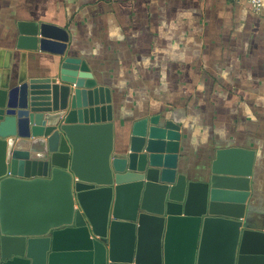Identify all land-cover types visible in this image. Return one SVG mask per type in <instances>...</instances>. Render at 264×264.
Here are the masks:
<instances>
[{"label":"water","instance_id":"1","mask_svg":"<svg viewBox=\"0 0 264 264\" xmlns=\"http://www.w3.org/2000/svg\"><path fill=\"white\" fill-rule=\"evenodd\" d=\"M147 125L115 152L107 87L30 78L25 129L0 138V264H264V218L242 219L253 151L189 180Z\"/></svg>","mask_w":264,"mask_h":264},{"label":"crops","instance_id":"2","mask_svg":"<svg viewBox=\"0 0 264 264\" xmlns=\"http://www.w3.org/2000/svg\"><path fill=\"white\" fill-rule=\"evenodd\" d=\"M46 76L107 87L115 152L147 118L189 180L209 179L218 149L252 150L242 219L260 227L264 0H0V138L22 134L29 79Z\"/></svg>","mask_w":264,"mask_h":264},{"label":"built area","instance_id":"3","mask_svg":"<svg viewBox=\"0 0 264 264\" xmlns=\"http://www.w3.org/2000/svg\"><path fill=\"white\" fill-rule=\"evenodd\" d=\"M232 2H246L254 12H259L262 6V0H230Z\"/></svg>","mask_w":264,"mask_h":264}]
</instances>
